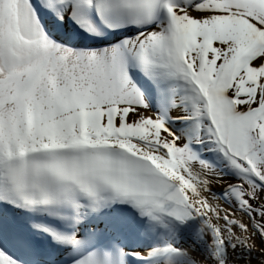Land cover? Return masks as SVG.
I'll list each match as a JSON object with an SVG mask.
<instances>
[{
  "label": "snow or ice",
  "instance_id": "obj_1",
  "mask_svg": "<svg viewBox=\"0 0 264 264\" xmlns=\"http://www.w3.org/2000/svg\"><path fill=\"white\" fill-rule=\"evenodd\" d=\"M0 264H264V0H0Z\"/></svg>",
  "mask_w": 264,
  "mask_h": 264
}]
</instances>
